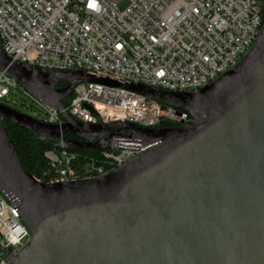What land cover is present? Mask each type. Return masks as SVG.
I'll return each mask as SVG.
<instances>
[{"label":"water","instance_id":"95a60500","mask_svg":"<svg viewBox=\"0 0 264 264\" xmlns=\"http://www.w3.org/2000/svg\"><path fill=\"white\" fill-rule=\"evenodd\" d=\"M0 69L65 118L47 124L0 103V191L31 234L7 264H264V25L234 68L197 91L41 69L12 61L1 37ZM84 81L126 86L192 120L79 121L64 101ZM5 121L72 149L112 148L129 131L143 150L98 177L43 182L24 168Z\"/></svg>","mask_w":264,"mask_h":264},{"label":"built area","instance_id":"2783aa9c","mask_svg":"<svg viewBox=\"0 0 264 264\" xmlns=\"http://www.w3.org/2000/svg\"><path fill=\"white\" fill-rule=\"evenodd\" d=\"M263 25L264 0H0V37L12 61L169 91H197L234 68ZM122 85L79 83L66 109L91 124L157 127L163 119L187 120L177 108ZM19 92L34 103L28 115L65 122L61 111L0 69V103L14 108L12 96ZM127 135L119 133L115 146L89 157L48 149L49 171L37 179L75 181L119 168L143 150ZM30 238L19 208L0 191V264Z\"/></svg>","mask_w":264,"mask_h":264},{"label":"trees","instance_id":"16d2710c","mask_svg":"<svg viewBox=\"0 0 264 264\" xmlns=\"http://www.w3.org/2000/svg\"><path fill=\"white\" fill-rule=\"evenodd\" d=\"M70 101L71 98H68L64 102L65 104H69ZM178 110L186 114L187 119H191L189 113L185 112L182 109ZM180 124L182 123L177 120L175 121L172 119H163L158 124V127H175ZM4 125L7 128L10 137L17 146L24 168L33 175L37 174L39 176H42V170L48 167V161L45 158V151L48 149H58L60 147L53 141H45L40 139L36 133L26 129L21 125L9 121H5ZM68 135H71L72 137L76 136L73 133H68L67 136ZM68 149L72 148L68 147ZM72 150L79 152L81 156L86 155L87 157L92 155H99L102 151L101 148L91 147Z\"/></svg>","mask_w":264,"mask_h":264},{"label":"rangeland","instance_id":"374dc122","mask_svg":"<svg viewBox=\"0 0 264 264\" xmlns=\"http://www.w3.org/2000/svg\"><path fill=\"white\" fill-rule=\"evenodd\" d=\"M12 99H13V103H12V106L14 108H16L17 110L23 112V113H27V114H33L32 111H31V108H30V105H33L34 106V103L33 101L27 96L25 95L23 92H19L18 95H13L12 96ZM172 120H177L179 121L180 123H182V120L181 119H172ZM190 120L192 119H187L185 121H183V123H187L189 122ZM49 163H48V167L45 168L44 170H42V175L46 172L49 171ZM36 178L40 177L39 175H34Z\"/></svg>","mask_w":264,"mask_h":264},{"label":"flooded vegetation","instance_id":"af4514ba","mask_svg":"<svg viewBox=\"0 0 264 264\" xmlns=\"http://www.w3.org/2000/svg\"><path fill=\"white\" fill-rule=\"evenodd\" d=\"M63 86H65V84H59V85H57V87H63ZM125 133H129V131H124ZM72 134V133H71ZM69 137H71V138H74V139H77V140H79V141H82V142H84L85 141V138H83V137H80V136H74V137H72L71 135H68ZM109 136V135H108Z\"/></svg>","mask_w":264,"mask_h":264},{"label":"snow or ice","instance_id":"6c2138e0","mask_svg":"<svg viewBox=\"0 0 264 264\" xmlns=\"http://www.w3.org/2000/svg\"><path fill=\"white\" fill-rule=\"evenodd\" d=\"M93 7L95 6V4L93 3V5H92Z\"/></svg>","mask_w":264,"mask_h":264}]
</instances>
